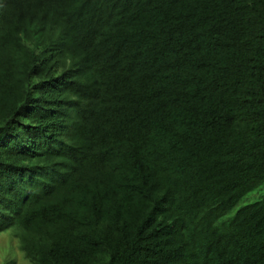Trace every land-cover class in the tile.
<instances>
[{
  "label": "trees",
  "instance_id": "obj_1",
  "mask_svg": "<svg viewBox=\"0 0 264 264\" xmlns=\"http://www.w3.org/2000/svg\"><path fill=\"white\" fill-rule=\"evenodd\" d=\"M264 0H0V233L32 264H264Z\"/></svg>",
  "mask_w": 264,
  "mask_h": 264
},
{
  "label": "rangeland",
  "instance_id": "obj_2",
  "mask_svg": "<svg viewBox=\"0 0 264 264\" xmlns=\"http://www.w3.org/2000/svg\"><path fill=\"white\" fill-rule=\"evenodd\" d=\"M263 195L264 186L259 190L251 192L234 208L230 214L222 218L220 223L234 216L243 206L260 200ZM14 231H16V227L0 233V264H32L25 258L24 253L20 250L18 239L11 235Z\"/></svg>",
  "mask_w": 264,
  "mask_h": 264
}]
</instances>
